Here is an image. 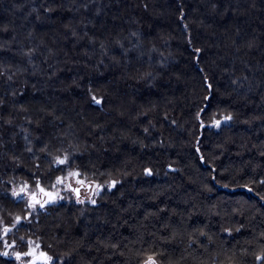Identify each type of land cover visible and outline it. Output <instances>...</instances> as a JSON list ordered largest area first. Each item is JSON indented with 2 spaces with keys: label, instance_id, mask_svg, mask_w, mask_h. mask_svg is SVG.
<instances>
[{
  "label": "trees",
  "instance_id": "1",
  "mask_svg": "<svg viewBox=\"0 0 264 264\" xmlns=\"http://www.w3.org/2000/svg\"><path fill=\"white\" fill-rule=\"evenodd\" d=\"M74 174L95 200L30 215ZM37 244L264 264V0H0V264Z\"/></svg>",
  "mask_w": 264,
  "mask_h": 264
},
{
  "label": "rangeland",
  "instance_id": "2",
  "mask_svg": "<svg viewBox=\"0 0 264 264\" xmlns=\"http://www.w3.org/2000/svg\"><path fill=\"white\" fill-rule=\"evenodd\" d=\"M76 189H79V198L76 196ZM101 188L92 183L81 181L76 174L69 179L62 181V187L52 192L34 193L29 199L30 215H35L46 209L50 204L63 201H74L77 203H85L95 200ZM26 194V193H23ZM28 195V194H26ZM29 198V195H28ZM36 245L27 255L18 257L21 264H52L53 259L44 254Z\"/></svg>",
  "mask_w": 264,
  "mask_h": 264
},
{
  "label": "water",
  "instance_id": "3",
  "mask_svg": "<svg viewBox=\"0 0 264 264\" xmlns=\"http://www.w3.org/2000/svg\"><path fill=\"white\" fill-rule=\"evenodd\" d=\"M76 193H77V196L79 197L80 196L79 189H76Z\"/></svg>",
  "mask_w": 264,
  "mask_h": 264
},
{
  "label": "bare ground",
  "instance_id": "4",
  "mask_svg": "<svg viewBox=\"0 0 264 264\" xmlns=\"http://www.w3.org/2000/svg\"><path fill=\"white\" fill-rule=\"evenodd\" d=\"M76 191V190H75ZM76 196H77V193H76ZM78 197V196H77ZM79 198V197H78Z\"/></svg>",
  "mask_w": 264,
  "mask_h": 264
},
{
  "label": "snow or ice",
  "instance_id": "5",
  "mask_svg": "<svg viewBox=\"0 0 264 264\" xmlns=\"http://www.w3.org/2000/svg\"><path fill=\"white\" fill-rule=\"evenodd\" d=\"M99 103V101H97Z\"/></svg>",
  "mask_w": 264,
  "mask_h": 264
}]
</instances>
